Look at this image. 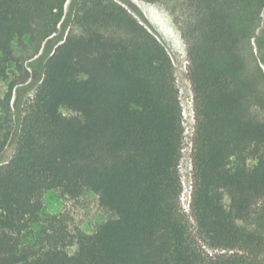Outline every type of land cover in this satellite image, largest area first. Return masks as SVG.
<instances>
[{
    "label": "trees",
    "instance_id": "trees-1",
    "mask_svg": "<svg viewBox=\"0 0 264 264\" xmlns=\"http://www.w3.org/2000/svg\"><path fill=\"white\" fill-rule=\"evenodd\" d=\"M167 6L194 104L189 212L172 59L129 0H0V264H264V0ZM19 120L15 90L58 31ZM256 45V47H254ZM98 197L92 233L45 215L48 194Z\"/></svg>",
    "mask_w": 264,
    "mask_h": 264
},
{
    "label": "rangeland",
    "instance_id": "rangeland-1",
    "mask_svg": "<svg viewBox=\"0 0 264 264\" xmlns=\"http://www.w3.org/2000/svg\"><path fill=\"white\" fill-rule=\"evenodd\" d=\"M130 3L139 10L142 17L125 6L131 11L149 31L157 37L169 53L175 71L176 83L180 93L184 119V149L183 158L180 163V172L183 183L182 206L189 212L190 193H191V147L192 138L195 130L194 104L191 84L188 78V58L187 47L182 39L180 30L174 23L172 13L167 6L160 4H148L141 0H129ZM144 7V8H143ZM70 8L69 4L65 7V18L58 28L57 33L45 42L39 55L29 62L28 69L31 78L27 84L15 90L12 106L16 119L19 120L22 109L33 98L37 86L43 77L45 63L57 44L65 39L70 28ZM264 31L263 22L257 33V38L262 37ZM256 47V45H254ZM264 72V66L262 67ZM6 90L5 85L0 83V98ZM14 152V139L7 146L6 150L0 155V164L9 161ZM45 215H62L71 229L78 228L85 233H92L99 225L113 218V215L101 208L98 197L86 191L77 200H63L56 195L48 194L44 200Z\"/></svg>",
    "mask_w": 264,
    "mask_h": 264
},
{
    "label": "bare ground",
    "instance_id": "bare-ground-1",
    "mask_svg": "<svg viewBox=\"0 0 264 264\" xmlns=\"http://www.w3.org/2000/svg\"><path fill=\"white\" fill-rule=\"evenodd\" d=\"M144 8V7H143Z\"/></svg>",
    "mask_w": 264,
    "mask_h": 264
}]
</instances>
